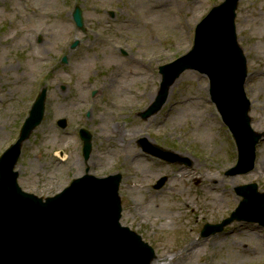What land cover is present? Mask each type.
Instances as JSON below:
<instances>
[{
  "label": "rangeland",
  "instance_id": "374dc122",
  "mask_svg": "<svg viewBox=\"0 0 264 264\" xmlns=\"http://www.w3.org/2000/svg\"><path fill=\"white\" fill-rule=\"evenodd\" d=\"M223 2L0 0V155L48 89L45 116L21 147V189L47 198L85 169L120 173V223L154 249L151 264H264V228L231 220L244 200L237 188L256 184L264 193V0H238L235 18L251 127L263 139L251 164L237 156L207 78L196 72L169 86L154 116L139 117L158 99V68L190 50L196 25ZM76 8L83 31L72 19ZM80 128L93 135L88 161ZM143 139L189 166L144 157ZM238 165L241 174H230ZM245 208L264 213L254 203ZM205 224L223 225V233L202 239Z\"/></svg>",
  "mask_w": 264,
  "mask_h": 264
},
{
  "label": "water",
  "instance_id": "95a60500",
  "mask_svg": "<svg viewBox=\"0 0 264 264\" xmlns=\"http://www.w3.org/2000/svg\"><path fill=\"white\" fill-rule=\"evenodd\" d=\"M236 5L237 0H225L214 8L196 27L192 50L159 68L162 83L158 99L142 117L157 112L166 101L167 89L181 73L195 70L208 77L211 100L232 133L239 158L244 157L246 164H251L261 135L252 131L247 115L249 103L243 91L246 66L236 40ZM73 18L82 28L78 8ZM44 99L45 90L37 98L17 143L0 159V264H150L154 259L153 250L119 224L120 176L96 179L86 175L45 201L18 187V174L13 168L21 144L41 121ZM81 137L83 153L88 158L91 137L85 132ZM239 173V165L230 171L233 175ZM162 183L160 181L157 188ZM237 193L244 200L231 220L261 221L264 213L260 217L256 211L252 214V209L245 208L253 207V203L264 208L256 186L240 188ZM222 226L207 225L201 236L208 237Z\"/></svg>",
  "mask_w": 264,
  "mask_h": 264
},
{
  "label": "bare ground",
  "instance_id": "6f19581e",
  "mask_svg": "<svg viewBox=\"0 0 264 264\" xmlns=\"http://www.w3.org/2000/svg\"><path fill=\"white\" fill-rule=\"evenodd\" d=\"M146 146H149V144H146ZM190 245H192V244H190ZM173 259H175V258H173ZM173 259H172V261H171V262H173ZM169 264H171V263H169Z\"/></svg>",
  "mask_w": 264,
  "mask_h": 264
}]
</instances>
